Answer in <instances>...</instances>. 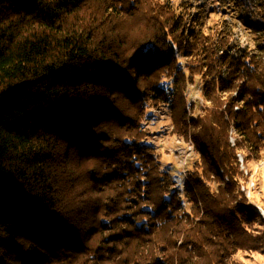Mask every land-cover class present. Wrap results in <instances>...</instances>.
<instances>
[{
	"label": "trees",
	"instance_id": "16d2710c",
	"mask_svg": "<svg viewBox=\"0 0 264 264\" xmlns=\"http://www.w3.org/2000/svg\"><path fill=\"white\" fill-rule=\"evenodd\" d=\"M241 2L264 19V0ZM181 19L172 0H0V264H204V241L222 253L244 235L236 186L207 182L239 167L226 114L264 151V42L234 51ZM197 76L214 108L190 135ZM164 105L202 156L191 213L148 142V111Z\"/></svg>",
	"mask_w": 264,
	"mask_h": 264
},
{
	"label": "rangeland",
	"instance_id": "374dc122",
	"mask_svg": "<svg viewBox=\"0 0 264 264\" xmlns=\"http://www.w3.org/2000/svg\"><path fill=\"white\" fill-rule=\"evenodd\" d=\"M182 15V27L193 28L195 33L214 34L220 33L230 39L234 51H244L252 49L257 51L255 37L260 42H264V19L256 16L250 17L249 11L244 8L242 0H172ZM251 19V20H250ZM259 20L263 25H257L256 29L250 30L248 24ZM261 26V27H260ZM251 27V25H250ZM251 33V34H250ZM257 40V41H258ZM184 59H181L182 62ZM201 76H197L196 81L190 84L187 92L188 97V134L193 132L192 121L197 120L206 109L214 108L211 102L204 97V82ZM205 114V113H204ZM197 115V117H196ZM172 114L167 105L157 109L149 110L145 126L148 133V142L155 146L157 155L160 158L164 171L171 174L174 180V191L178 192L183 204V211L191 213L193 205L188 197L186 185L198 160L202 156L196 150L193 139H186L174 132ZM226 119L230 123L231 132L227 134L233 149H237V161L239 167H231L229 170L220 168L219 174H215L212 169L209 172L208 187L215 193L221 191L222 186L234 184L239 194V201L244 212L249 214L243 225L241 235H230L235 243L224 249L222 253L212 249V241L207 239L203 245L206 250L204 254V264H209L216 260L218 264H264V151L257 155L245 148L242 136H235L232 125L233 120L229 114ZM201 157V158H200ZM236 157V156H235ZM70 156L66 163L72 166ZM64 162L62 157L57 159ZM208 165V160L203 162V167ZM208 167V166H207ZM71 168V167H70ZM205 183V182H204ZM196 212V213H195ZM195 218L191 225L187 226V231L191 232L202 222L204 212L198 208L194 209ZM241 214L243 212L241 211ZM240 214V218H244ZM231 239V240H232ZM187 241V236H180L179 242ZM194 249V248H193ZM219 253V255H215ZM195 254V253H194ZM213 255L211 259L208 257ZM185 254L182 256L184 257ZM194 256V255H193Z\"/></svg>",
	"mask_w": 264,
	"mask_h": 264
},
{
	"label": "bare ground",
	"instance_id": "6f19581e",
	"mask_svg": "<svg viewBox=\"0 0 264 264\" xmlns=\"http://www.w3.org/2000/svg\"><path fill=\"white\" fill-rule=\"evenodd\" d=\"M226 108V107H225ZM236 111H240V109H241V107L240 106H236ZM232 129H233V133H234V135L235 136H238L239 134H238V132H237V129H236V127H235V123H233V125H232Z\"/></svg>",
	"mask_w": 264,
	"mask_h": 264
}]
</instances>
